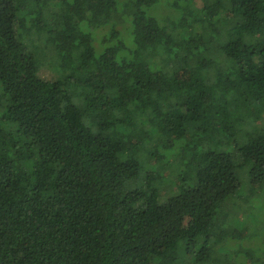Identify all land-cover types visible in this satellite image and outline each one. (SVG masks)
I'll list each match as a JSON object with an SVG mask.
<instances>
[{"label":"trees","instance_id":"1","mask_svg":"<svg viewBox=\"0 0 264 264\" xmlns=\"http://www.w3.org/2000/svg\"><path fill=\"white\" fill-rule=\"evenodd\" d=\"M159 1L0 0V264H264V0Z\"/></svg>","mask_w":264,"mask_h":264},{"label":"rangeland","instance_id":"2","mask_svg":"<svg viewBox=\"0 0 264 264\" xmlns=\"http://www.w3.org/2000/svg\"><path fill=\"white\" fill-rule=\"evenodd\" d=\"M173 11L168 7V4L165 3V0L164 1L160 0L156 5H154L150 8L144 9L145 14H147V15L150 14L154 17L157 16L161 19L163 17H165V15H171ZM174 12L178 13L176 11H174ZM53 58L54 57H53V55H51V53L46 56L43 53L41 47L37 52H35V55L33 58L34 65H35L36 69L39 71V73L41 75H43L44 77H47V78L55 77L54 70L50 66V63L54 60ZM248 168H249V165H248V162H246V163H243V165H241L240 169L238 170V176H239L241 184H242V181H245V178L248 180V176H247ZM164 171H165L164 175H168L169 172H167V170H164ZM148 172L144 168L140 171L139 175L145 176ZM175 178H176V176L174 174L169 176L170 182H176ZM245 183L246 182H244V184ZM173 187L174 186H172V188ZM260 187H261L260 185H253L252 187L250 186V189H248V185H246L244 187L246 192H244L243 195L239 198L240 206L247 208V206L251 200L252 207L250 208V211L253 213H256V210L254 207L259 205V201L257 199H255L256 195L252 192H254L255 190L259 191L261 189ZM252 237L253 238L250 240H252V241L255 240L256 242H257V240H259L258 244L261 247L262 245H261V241H260L261 238L260 237H263V231H257L256 232V230H252Z\"/></svg>","mask_w":264,"mask_h":264}]
</instances>
